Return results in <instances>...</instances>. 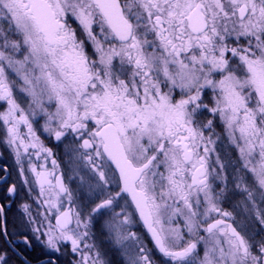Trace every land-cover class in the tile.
I'll return each mask as SVG.
<instances>
[{
  "label": "snow or ice",
  "instance_id": "obj_1",
  "mask_svg": "<svg viewBox=\"0 0 264 264\" xmlns=\"http://www.w3.org/2000/svg\"><path fill=\"white\" fill-rule=\"evenodd\" d=\"M0 126L36 264H264V0H0Z\"/></svg>",
  "mask_w": 264,
  "mask_h": 264
},
{
  "label": "flooded vegetation",
  "instance_id": "obj_2",
  "mask_svg": "<svg viewBox=\"0 0 264 264\" xmlns=\"http://www.w3.org/2000/svg\"><path fill=\"white\" fill-rule=\"evenodd\" d=\"M41 123H43V121H41ZM217 131L219 132L220 129H217ZM37 134L41 136V139L44 141L47 147H51L53 149L54 158H56L59 162L62 157V150L57 146V142L54 140V138L48 137L47 133H42L40 129H38ZM50 159L47 165L49 169L51 168ZM31 163L36 164L39 170L40 166L44 164L45 161L42 157L41 159H37L33 156L31 159ZM28 165L29 161L25 157L23 160V166L26 169V175L28 176L29 180L33 181L34 177L32 173L30 171H27ZM61 167L63 168V164H61ZM19 168L20 165L16 161L13 149L8 146L3 140V128L2 126H0V176L4 177L3 180H0V194H2L3 188L8 184L16 183L18 187L22 185L23 177L19 173ZM4 169H6V171H4ZM29 186L34 188V192L31 194L32 196H35L38 193L39 188L34 183H32L31 185L23 186L21 194L18 197L14 198L16 200V204L7 213L8 229L9 232L12 233V235L0 239V246L5 245L7 240H12V244L7 245L9 249V256L11 257V264H24L25 257L29 261H31L32 264H36L37 259L42 254L41 247L39 245L35 248V250L30 248L26 249L23 243L20 241L19 237L16 235V233L21 230L19 224L18 206L21 202L32 203L27 193V189ZM224 207L228 208V210H231L230 206L227 203L224 205ZM41 212H43V209H41ZM132 230L137 231L138 234H141V237L147 247L153 248V258L156 264H165L167 258L163 257L162 254L155 250L150 235L146 233V229H143L140 226H133Z\"/></svg>",
  "mask_w": 264,
  "mask_h": 264
}]
</instances>
